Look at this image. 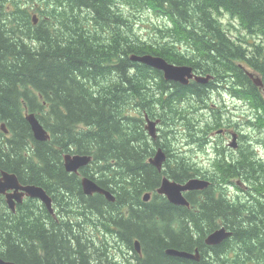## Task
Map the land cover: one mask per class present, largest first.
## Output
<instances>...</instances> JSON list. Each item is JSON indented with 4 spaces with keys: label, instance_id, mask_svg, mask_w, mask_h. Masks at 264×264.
I'll list each match as a JSON object with an SVG mask.
<instances>
[{
    "label": "trees",
    "instance_id": "obj_1",
    "mask_svg": "<svg viewBox=\"0 0 264 264\" xmlns=\"http://www.w3.org/2000/svg\"><path fill=\"white\" fill-rule=\"evenodd\" d=\"M144 12L161 19L153 37L135 29ZM225 14L232 19L227 26L220 19ZM144 55L214 78L206 84L169 82L132 60ZM217 92L219 99L227 94L247 104L248 127L264 133V0H0V170L15 173L23 185L59 194L56 205L73 212L57 220L32 200L11 216L0 203V257L16 264H119L111 255L123 264H264L261 144L250 147L243 140L237 156L223 153L211 171L197 168L198 174L185 157L171 167L169 159L163 173L148 161L161 144L149 142L146 115L175 127L183 121L177 130L184 127L190 141L203 147L204 137L229 116L211 108ZM191 108L213 113V122L196 124ZM28 113L50 140H35ZM175 127L162 138L171 140ZM162 147L171 152L167 143ZM69 153L92 157L81 174L112 191L116 202L86 197L80 176L65 170ZM162 175L178 183L200 177L212 185L186 194L190 208L177 207L156 193ZM146 193L153 194L147 203ZM102 206L109 210L101 229L113 223L125 233L121 239L96 237L95 210ZM37 207L42 222L33 223ZM221 227L232 237L207 246L206 237ZM168 249L198 250L200 261L169 256Z\"/></svg>",
    "mask_w": 264,
    "mask_h": 264
},
{
    "label": "water",
    "instance_id": "obj_2",
    "mask_svg": "<svg viewBox=\"0 0 264 264\" xmlns=\"http://www.w3.org/2000/svg\"><path fill=\"white\" fill-rule=\"evenodd\" d=\"M132 60L136 62H141L155 70L162 71L166 80L180 83L182 85H188L193 79L200 83H208L209 80L212 79L211 76H197L194 73L193 68L188 66H177L171 64L161 57H156L152 55L134 56L132 57ZM254 81L257 85L262 86V83L259 79L254 78ZM26 119L28 123H30L34 138L37 141L45 142L51 138L49 132L41 124L35 114L27 116ZM146 119L148 124L146 126V130H148L149 135L153 139H156V125L159 123V121H152L148 117H146ZM235 140L236 138H234V141ZM64 159L66 171L70 173H78L82 168L87 167L92 161L91 156L79 154H67L64 156ZM165 160L166 154L163 152V150L160 149L154 159L151 160V163L157 169L161 170L163 162ZM211 184L212 183L209 180L201 178H193L185 184H180L168 179L167 177H164L160 188L157 190V193L159 195L165 196L173 205L189 207L190 203L185 198L184 193L204 191L205 189L209 188ZM82 185L85 195L92 196L94 194H101L104 195L108 201L115 202V196L110 191H107L101 186H99L96 181L90 178H83ZM10 191L12 192L10 193ZM1 195H7L8 205L12 210L16 209V202L23 203L24 196H28L31 198L40 199L46 205L47 209L50 212H53L52 199L43 188L35 185L23 186L18 180V178L12 174L3 173V178L0 179V196ZM150 197L151 195L147 194L144 198L145 201L148 202L150 200ZM13 199H16V201H14ZM232 235L233 232L228 230L226 227H221L211 233L206 238L205 243L208 246H219L224 243L227 239H229ZM135 249L138 253L141 252V245L139 241L135 243ZM167 254L175 258L199 261L198 255H194L193 253H188L184 251L169 249L167 251ZM0 264L15 263L5 261L0 257Z\"/></svg>",
    "mask_w": 264,
    "mask_h": 264
},
{
    "label": "rangeland",
    "instance_id": "obj_3",
    "mask_svg": "<svg viewBox=\"0 0 264 264\" xmlns=\"http://www.w3.org/2000/svg\"><path fill=\"white\" fill-rule=\"evenodd\" d=\"M220 19H221V22L226 26L232 22V19H231L230 15H228V14L222 15ZM139 20H140L139 25L137 23H135V29L144 38L153 37L154 26L155 25H158V26L161 25V19L159 17H157L156 15H154L152 13H148V12L141 13L139 15ZM258 38L255 37V39L257 41H260ZM220 98H221V100L219 99V93L217 92L216 96H214L212 99L215 102L220 103V105H217L215 102L210 101L211 108H213L215 110L222 108L223 110H225L224 107L226 106V109H228V111H229V116H228L227 121H226V124H227V127L229 128V130H236V131L239 130V132L242 134V136H245L244 137V143L250 144L249 145L250 147L253 146V144H252L253 142L261 144L260 148H258V154L264 160V133L259 132V131L255 132V131L249 129V127H248L249 126L248 120L251 118L252 112L242 106V105H244L243 101L232 100L231 98H228V97H225V98L220 97ZM224 100H225V102H224ZM133 108L134 109L132 110L131 114L134 116L138 115V112L136 111V106H133ZM187 112H188L189 117L191 116L192 118H194V120L196 121V124H202V125L208 126L214 120L213 119V113H211V112L195 114V110L193 108L188 109ZM181 124L183 125L184 122L181 121L177 126H179ZM175 125L176 124H166V123H162L161 125L157 124V126L159 128L161 126H162V129L164 128V133H167V131L172 129L173 127H175ZM176 127H175V134L171 137V140H169V138H168V141H167L165 138H162L163 143L164 144L167 143V145L169 146V150L177 156L176 158L185 157L188 161H190L197 168H202V169L207 168L213 159L212 153H211V147L212 146H209L205 150V144H203V147H201V146H199L195 143H192L190 141V139L188 137L189 136L188 132L186 131V129L184 127H179L178 130ZM210 135L214 136L215 134L211 133ZM226 138H227V136H226ZM227 139H230V138H227ZM238 141H239V139H238ZM149 142H151L150 139H149ZM230 142L231 143L233 142L232 139H230ZM240 143H241V140H240ZM149 145H150V143H149ZM237 155H238L237 153L228 152L229 157H234ZM240 186H242V188L244 190H248L247 186H244V185H240ZM228 193H229L230 197H234V196H236V189L228 188ZM123 210H125V208ZM9 213L11 216H15L13 213L10 212V210H9ZM65 213L62 210H60V206H58V205L55 206V217L57 220H60V218L62 216L63 217H68V215L71 216L73 212L71 211V212H65ZM123 214L125 215V211H123ZM3 215H4V213H3ZM30 215H31V213H30ZM42 217H43V215L41 214L40 210L37 207L36 208V215L33 219V223L42 222ZM96 242H97L96 245H98L99 248L104 246L101 240L96 239ZM103 242L105 243V241H103ZM114 242L115 241H113L112 239H109L108 240L109 246H112L111 243H114ZM100 251L104 252L103 249ZM102 258L104 259V261L106 263L110 259L111 260L113 259L115 262H117L119 264H123V263H120V260L122 259V257L117 256V255H111V258L108 261L104 257H102Z\"/></svg>",
    "mask_w": 264,
    "mask_h": 264
},
{
    "label": "flooded vegetation",
    "instance_id": "obj_4",
    "mask_svg": "<svg viewBox=\"0 0 264 264\" xmlns=\"http://www.w3.org/2000/svg\"><path fill=\"white\" fill-rule=\"evenodd\" d=\"M224 102H225V100H224ZM155 119H156V121H159L160 119L158 118V117H155ZM162 124V121L160 122V124H158V125H161ZM29 126H30V124H29ZM143 127L145 128V124H143ZM220 128V127H219ZM219 128H217L216 130H214V131H211L210 132V134L212 133V134H215L214 136H212V135H208V136H206V137H204V140H206V142H205V150L209 147V146H212L211 147V153H212V157H213V159H212V161H211V163L209 164V166L207 167V168H205V169H203V171H211L212 170V168H213V163L215 162V160L216 159H218V160H221L222 159V154L223 153H228V152H231V149H230V139H232V135H235V133L233 132V130H229V128H226L225 126L222 128V129H220V131H217ZM159 130V131H158ZM156 131L158 132V137H159V141H160V144H161V147L164 145V143H163V141H162V137L164 136V128L162 129V126L159 128L157 125H156ZM162 132V133H161ZM237 134L239 133L240 134V137H239V140L241 139V133L239 132V130H237V131H235ZM230 135H231V137H230ZM226 136H227V138H230V139H227L226 138ZM149 138V137H148ZM153 140V139H152ZM157 140V139H156ZM226 141H228V142H226ZM224 143H228L227 145H225ZM239 143H240V141H239ZM240 146V145H239ZM157 148H159V146H156V148L155 149H157ZM167 151V153H166V160L167 159H170V160H174V164H171L170 165V167L172 166V165H175L176 164V162H177V160H176V155L173 153V152H168V150H166ZM170 157V158H169ZM150 159H152V158H150ZM187 160V159H186ZM188 161V160H187ZM65 167V166H64ZM81 171L82 170H80V172L78 173V175L80 176V178H81V187H82V190H83V185H82V180H83V178H86L85 176H83L82 174H81ZM87 178H89V177H87ZM21 183V182H20ZM104 189H106L107 191L109 190V189H107V188H105V187H103ZM110 191V190H109ZM12 191H10V193H11ZM114 196H115V202H116V199H117V195H115L112 191H110ZM48 193V192H47ZM49 194V196H51V198H52V202H53V206H54V208H55V206H56V202L58 201V196H59V194L58 195H53L54 193H52V192H49L48 193ZM96 195H99V196H101V197H103L104 198V201L102 202V204H106V202L105 201H108L107 200V198L104 196V195H101V194H95V195H93V196H96ZM61 197H63V198H65V196L63 195V196H61ZM86 197H92V196H87L86 195ZM72 198V197H71ZM102 198V199H103ZM74 199V198H73ZM14 201H16V199H13ZM30 201H32V199H29V197L28 196H24V202L23 203H19V202H16V209L18 210L19 209V207H21L22 205H24V204H27L28 202H30ZM108 202H110V201H108ZM0 203L4 206V207H6V208H8L9 207V205H8V201H7V195H1L0 196ZM113 203V202H112ZM43 206V205H42ZM107 207H108V205H107ZM3 209V208H2ZM105 210H109V209H105V208H103V206L100 208V209H96L95 210V216L97 217L96 218V224H97V229H96V234L97 235H99L98 234V232H99V229H98V227L100 226L101 227V222H103L102 220H103V216H104V211ZM46 211L48 212V214H51L52 216H54V214H52V213H50L47 209H46ZM123 211H125V210H123ZM124 218H123V220H122V222H121V227H122V229L123 230H125V215L123 216ZM55 218V217H54ZM56 219V218H55ZM107 226H108V224H107ZM119 228H117V227H114L113 226V223H110L109 224V226H108V230H107V232L105 233V235H107L108 233L110 234V236L113 238V237H115V238H117V240H119V239H121L122 238V236H125V233H122V231H120L119 232V230H118ZM121 230V229H120ZM103 231H105V229L103 228ZM108 246H109V244H108ZM109 247H112V246H109ZM109 250H110V248H109ZM110 255V254H109ZM97 264H99V263H97Z\"/></svg>",
    "mask_w": 264,
    "mask_h": 264
},
{
    "label": "bare ground",
    "instance_id": "obj_5",
    "mask_svg": "<svg viewBox=\"0 0 264 264\" xmlns=\"http://www.w3.org/2000/svg\"><path fill=\"white\" fill-rule=\"evenodd\" d=\"M94 159V158H93ZM94 161V160H93ZM169 161V159H167V160H165L164 162H163V165H162V168H161V170H159V169H157L159 172H161V173H163L164 172V169H166V167H167V162ZM63 162H65V159H63ZM188 163H189V165H190V167L193 169V172L194 173H196V174H198L197 173V167H195L190 161H188ZM65 166V165H64ZM65 170H66V168H65ZM66 172H68V171H66ZM80 172V171H79ZM78 172V173H79ZM3 173H8V174H12V175H15L17 178H18V176L15 174V173H12V172H8V171H5V170H0V179L1 178H3ZM68 173H70V172H68ZM78 173H75V172H72V173H70V174H78ZM193 178H199V177H193ZM193 178H191V179H193ZM191 179H189V180H191ZM18 180H19V178H18ZM189 180H187L185 183H187ZM185 183H181V184H185ZM162 184V183H161ZM160 184V185H161ZM212 185V184H211ZM24 186H29V185H24ZM159 195V194H158ZM159 196H162V195H159ZM156 197V196H155ZM29 199H32V200H37L36 198H31V197H29ZM23 202H24V199H23ZM8 209L10 210V212L11 213H13V214H17L18 213V210L17 209H15V210H12L10 207H8Z\"/></svg>",
    "mask_w": 264,
    "mask_h": 264
}]
</instances>
